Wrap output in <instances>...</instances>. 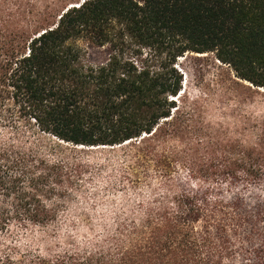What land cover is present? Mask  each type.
I'll use <instances>...</instances> for the list:
<instances>
[{
  "label": "trees",
  "instance_id": "obj_1",
  "mask_svg": "<svg viewBox=\"0 0 264 264\" xmlns=\"http://www.w3.org/2000/svg\"><path fill=\"white\" fill-rule=\"evenodd\" d=\"M77 5L54 22L44 19L27 31L0 33V134L2 129L17 134L24 125L57 149L41 155L0 138V264H225L234 254L226 228L211 229L213 215L228 207L225 200L211 201L210 188H180L171 164L164 169L151 158H162L160 139L172 133L173 98L183 83L178 59L213 54L236 79L264 89V0ZM88 46L106 47V62L85 64ZM61 82L78 87L61 90ZM125 106L136 110L135 118ZM149 127L152 136L145 132ZM123 145L118 151L123 169L110 187L114 206L102 237L45 255L19 253L12 236L50 228L75 201L91 167L69 155L79 152L77 147ZM232 164L219 169L226 179L235 177ZM210 166L202 164L201 172ZM244 220L232 219L235 225ZM254 256L253 264H264L260 249Z\"/></svg>",
  "mask_w": 264,
  "mask_h": 264
},
{
  "label": "rangeland",
  "instance_id": "obj_2",
  "mask_svg": "<svg viewBox=\"0 0 264 264\" xmlns=\"http://www.w3.org/2000/svg\"><path fill=\"white\" fill-rule=\"evenodd\" d=\"M82 1L0 0V33L27 31L44 19L54 22L64 10ZM85 49L84 62L89 66L108 59L106 47ZM130 58L137 61L138 56ZM176 67L183 75L182 91L173 98L177 108L169 119L172 133L160 139L165 153L162 158H151L153 165L168 169L171 164L175 183L182 189L210 188L211 201L224 199L228 207L224 213L213 215L211 229L215 231L219 225L226 228L234 254L225 264H253L255 250L260 249L264 257V91L236 79L231 68L213 54L186 55L178 59ZM1 132V139H11L41 155L49 156L57 150L47 138L28 132L24 125L17 134L8 129ZM123 147H77L79 152L69 157L82 159L91 169L82 179L75 201L50 228L12 236L16 250L45 255L90 245L102 237L114 206L110 187L120 180L122 160L118 151ZM235 161L239 166H233ZM205 163L213 166L201 172L200 166ZM230 163L236 178L230 175L226 179L219 169ZM192 171H197L194 177H190ZM206 177L215 182H203ZM233 218L246 221L235 225Z\"/></svg>",
  "mask_w": 264,
  "mask_h": 264
},
{
  "label": "snow or ice",
  "instance_id": "obj_3",
  "mask_svg": "<svg viewBox=\"0 0 264 264\" xmlns=\"http://www.w3.org/2000/svg\"><path fill=\"white\" fill-rule=\"evenodd\" d=\"M76 7H79V5H76ZM76 87H78L74 82H67V83H64V82H61L60 84H59V88L61 89V90H63V89H68L69 91H71L73 88H76ZM80 91L81 92H83L85 95L87 94V92H86V90L84 89V87L83 86H80ZM262 91H264V89H262ZM53 103V107L55 106V104L57 103L56 101H53L52 102ZM85 112L87 111V110H84ZM125 113L127 114V116L129 117V118H135V113H136V110L135 109H133V108H130V107H128V106H125ZM145 132H146V134L148 135V136H152V128L151 127H149L148 129H145ZM164 133H163V129H161V136L163 135ZM137 135H139V133H137ZM161 137L160 136H158V137H156V139L157 140H159ZM37 175H39V174H37ZM39 184H43L44 183V181L43 180H41V181H39L38 182ZM54 187V186H53ZM26 191H31L30 189H25ZM37 190L39 191L40 189H39V187H37ZM37 199H40V197H37Z\"/></svg>",
  "mask_w": 264,
  "mask_h": 264
},
{
  "label": "bare ground",
  "instance_id": "obj_4",
  "mask_svg": "<svg viewBox=\"0 0 264 264\" xmlns=\"http://www.w3.org/2000/svg\"><path fill=\"white\" fill-rule=\"evenodd\" d=\"M199 56H202V55H199Z\"/></svg>",
  "mask_w": 264,
  "mask_h": 264
}]
</instances>
